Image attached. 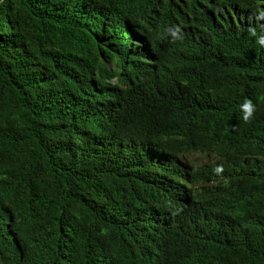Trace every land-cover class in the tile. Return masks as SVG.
Returning a JSON list of instances; mask_svg holds the SVG:
<instances>
[{
	"label": "trees",
	"instance_id": "obj_1",
	"mask_svg": "<svg viewBox=\"0 0 264 264\" xmlns=\"http://www.w3.org/2000/svg\"><path fill=\"white\" fill-rule=\"evenodd\" d=\"M262 38L264 0H0V264H264Z\"/></svg>",
	"mask_w": 264,
	"mask_h": 264
},
{
	"label": "rangeland",
	"instance_id": "obj_2",
	"mask_svg": "<svg viewBox=\"0 0 264 264\" xmlns=\"http://www.w3.org/2000/svg\"><path fill=\"white\" fill-rule=\"evenodd\" d=\"M158 159V158H157ZM215 159L207 158L205 155L195 154L188 157L187 163L191 164L193 167H204L206 165L213 164Z\"/></svg>",
	"mask_w": 264,
	"mask_h": 264
},
{
	"label": "clouds",
	"instance_id": "obj_3",
	"mask_svg": "<svg viewBox=\"0 0 264 264\" xmlns=\"http://www.w3.org/2000/svg\"><path fill=\"white\" fill-rule=\"evenodd\" d=\"M255 34V33H253ZM173 35H175V33H173ZM261 43H264V38L261 39L260 41ZM242 109L244 112V119L250 120L253 117L254 111H255V107L253 105V102L251 100H246L245 103L242 105ZM223 168H218L217 172H222Z\"/></svg>",
	"mask_w": 264,
	"mask_h": 264
}]
</instances>
